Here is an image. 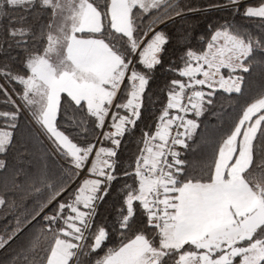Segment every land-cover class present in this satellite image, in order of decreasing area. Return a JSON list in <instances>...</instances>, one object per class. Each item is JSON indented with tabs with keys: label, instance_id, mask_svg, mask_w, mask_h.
I'll return each instance as SVG.
<instances>
[{
	"label": "snow or ice",
	"instance_id": "6c2138e0",
	"mask_svg": "<svg viewBox=\"0 0 264 264\" xmlns=\"http://www.w3.org/2000/svg\"><path fill=\"white\" fill-rule=\"evenodd\" d=\"M0 264H264V0H0Z\"/></svg>",
	"mask_w": 264,
	"mask_h": 264
}]
</instances>
